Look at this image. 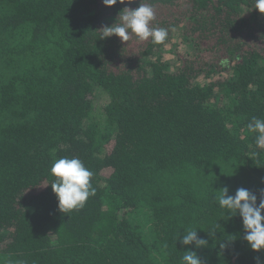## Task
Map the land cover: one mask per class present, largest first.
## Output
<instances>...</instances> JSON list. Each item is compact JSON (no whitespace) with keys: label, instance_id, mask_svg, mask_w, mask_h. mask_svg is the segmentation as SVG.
Listing matches in <instances>:
<instances>
[{"label":"trees","instance_id":"obj_1","mask_svg":"<svg viewBox=\"0 0 264 264\" xmlns=\"http://www.w3.org/2000/svg\"><path fill=\"white\" fill-rule=\"evenodd\" d=\"M161 45L100 30L132 4L0 0V264H264L214 196L264 190V13L256 0H146ZM79 158L95 195L62 213ZM264 215V213H262ZM196 228L207 246L177 239ZM221 244L225 247L221 248ZM167 245V247H165Z\"/></svg>","mask_w":264,"mask_h":264},{"label":"clouds","instance_id":"obj_2","mask_svg":"<svg viewBox=\"0 0 264 264\" xmlns=\"http://www.w3.org/2000/svg\"><path fill=\"white\" fill-rule=\"evenodd\" d=\"M132 4L136 0H103L105 6L112 7L117 3ZM255 8L264 13V0H256ZM156 12L152 4L146 0H140L135 9L125 7L117 21L111 26L103 27L100 39L113 35L120 38L121 42H128L133 35L139 41H151L155 45L164 44L169 36V30L162 27H154ZM247 128L250 133L256 134L255 143L258 148L264 149V120L252 117ZM54 177L51 183L52 190L58 200V209L62 213L78 211L84 208L88 199L95 195V188L91 180L94 173L89 170L77 157L59 158L51 167ZM225 187L218 191L214 200L222 209H226L229 217L237 214L242 218L244 227V239L253 251L264 250V190H261V199L257 205V196L247 189H237L235 195L228 194ZM182 245L194 244L196 248L207 246V240L198 238L196 228L186 229L183 236H178ZM221 248L225 245L221 244ZM167 247V245H165ZM182 264H202L197 253L192 250L184 251Z\"/></svg>","mask_w":264,"mask_h":264}]
</instances>
